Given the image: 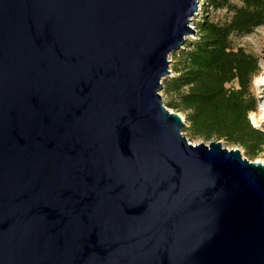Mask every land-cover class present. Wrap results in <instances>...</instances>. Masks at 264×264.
Instances as JSON below:
<instances>
[{"label":"water","instance_id":"water-1","mask_svg":"<svg viewBox=\"0 0 264 264\" xmlns=\"http://www.w3.org/2000/svg\"><path fill=\"white\" fill-rule=\"evenodd\" d=\"M199 0H0V264H264V162L163 100Z\"/></svg>","mask_w":264,"mask_h":264},{"label":"trees","instance_id":"trees-1","mask_svg":"<svg viewBox=\"0 0 264 264\" xmlns=\"http://www.w3.org/2000/svg\"><path fill=\"white\" fill-rule=\"evenodd\" d=\"M200 1L214 9L226 7L232 15L219 22L208 10L197 20V38L171 55L172 74L163 80L166 105L185 116L184 131L191 137L224 139L255 159L264 151V130L249 115L258 109L252 81L261 63L258 55L235 47L233 37L264 24V0Z\"/></svg>","mask_w":264,"mask_h":264},{"label":"rangeland","instance_id":"rangeland-1","mask_svg":"<svg viewBox=\"0 0 264 264\" xmlns=\"http://www.w3.org/2000/svg\"><path fill=\"white\" fill-rule=\"evenodd\" d=\"M230 1L232 3H234V4H241L240 0H230ZM203 3H204L203 1H200L199 13L194 17V20H193L192 26L195 29H196L197 20L200 18V16L205 15L206 13H208L207 12L208 10H209L210 18L212 20L219 21V22H225L232 15V12H230L226 7H223V8H220V9H214V8H211L210 6H206ZM196 31H197V29H196ZM189 38H191V39L197 38V32L195 34L189 36ZM233 44H234L235 47H243L246 51L252 52V53L258 55L259 58H260L261 71H260V73L257 76L254 77V79L252 81L253 92L255 93V95L258 98H260L259 99V103H258V109H257V111H254V112L256 114H259L261 109H262V105L264 104V83L257 80V78L259 76L264 74V24L259 26V27H257L253 32H251V33H249L247 35L234 36L233 37ZM234 84H236V83H234ZM257 85H259V86H257ZM161 93L163 95L164 103L166 104L168 98H167V96H166V94H165V92L163 90H162ZM169 108H171V107H169ZM171 109H173V108H171ZM249 118L251 120V123H253V121L251 119V115H249ZM255 126L260 127L262 130H264V122H261L259 125H255ZM183 131H184V128H183ZM184 132L186 133L189 141H191L193 144H198V143H201V142H204L206 144L210 143L209 140H206V139H203V138H193L186 131H184ZM221 140H223V144L225 146L229 147V148H237V147L241 148L240 146L228 143L224 139H221ZM241 150L243 152V155L250 159V157L245 154L244 149L241 148ZM251 160H261V161L264 162V151L261 152L257 157H255V159H251Z\"/></svg>","mask_w":264,"mask_h":264},{"label":"bare ground","instance_id":"bare-ground-1","mask_svg":"<svg viewBox=\"0 0 264 264\" xmlns=\"http://www.w3.org/2000/svg\"><path fill=\"white\" fill-rule=\"evenodd\" d=\"M257 80L264 83V74L259 76L257 78ZM250 115H251V119L255 125H259L261 122H264V104L262 105V109H261L259 114L252 112Z\"/></svg>","mask_w":264,"mask_h":264},{"label":"built area","instance_id":"built-area-1","mask_svg":"<svg viewBox=\"0 0 264 264\" xmlns=\"http://www.w3.org/2000/svg\"><path fill=\"white\" fill-rule=\"evenodd\" d=\"M257 86H259V85H257Z\"/></svg>","mask_w":264,"mask_h":264}]
</instances>
